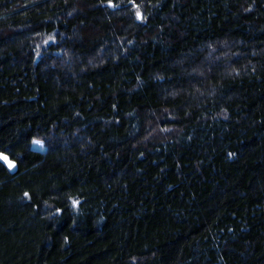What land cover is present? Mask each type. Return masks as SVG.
Here are the masks:
<instances>
[{
	"label": "trees",
	"instance_id": "1",
	"mask_svg": "<svg viewBox=\"0 0 264 264\" xmlns=\"http://www.w3.org/2000/svg\"><path fill=\"white\" fill-rule=\"evenodd\" d=\"M0 154V264H264V0H0Z\"/></svg>",
	"mask_w": 264,
	"mask_h": 264
},
{
	"label": "water",
	"instance_id": "2",
	"mask_svg": "<svg viewBox=\"0 0 264 264\" xmlns=\"http://www.w3.org/2000/svg\"><path fill=\"white\" fill-rule=\"evenodd\" d=\"M0 157H7V160L1 159L2 162L12 171L14 172L16 170V164L14 162H12L8 156L4 155V154H0ZM9 164L13 165L12 167H9Z\"/></svg>",
	"mask_w": 264,
	"mask_h": 264
},
{
	"label": "snow or ice",
	"instance_id": "3",
	"mask_svg": "<svg viewBox=\"0 0 264 264\" xmlns=\"http://www.w3.org/2000/svg\"><path fill=\"white\" fill-rule=\"evenodd\" d=\"M0 159H4V160H7L8 158L7 157H0ZM13 165L9 164V167H12ZM27 195V194H26Z\"/></svg>",
	"mask_w": 264,
	"mask_h": 264
}]
</instances>
